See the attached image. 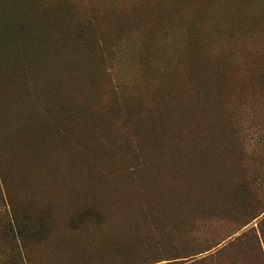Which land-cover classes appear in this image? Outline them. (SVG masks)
<instances>
[{
	"label": "rangeland",
	"instance_id": "374dc122",
	"mask_svg": "<svg viewBox=\"0 0 264 264\" xmlns=\"http://www.w3.org/2000/svg\"><path fill=\"white\" fill-rule=\"evenodd\" d=\"M13 1L21 6L13 7L12 10L16 8L26 20L31 21L33 11L29 5H23L25 3L23 1ZM28 2L32 6L34 4V16L38 20V27L35 28L34 25L33 32L30 30L28 32V41L34 43L32 38L36 34L34 36L32 34L37 30L44 31L41 44L45 48L56 50L53 53L54 58L48 56V61H44L45 65L50 63V70L43 74L41 86L40 81L34 83L33 98L41 102L39 93L41 90L45 102L53 98V101H58V110L62 111L65 108L69 111L67 121L61 114L57 117L56 130L61 135L60 138H64L66 130L71 133L70 138L73 141L83 139L84 135L90 140H94L96 134V138H99L103 131L100 128L102 125L93 124L87 115L95 118L104 117L105 121L107 119L108 130L114 136L115 144L122 150L117 158L105 161L99 166L103 176L107 178L136 175L146 165L155 161V158L149 157L143 148L137 125L141 126V123L150 121L151 115L162 103L164 98L162 93L168 88L170 72L181 60L189 25L193 27L195 36L189 43L187 54L193 60L196 70L194 73L187 71V79H182L178 70L171 72L173 104L168 110V118L163 120L162 125L160 124L161 134L154 142L156 146H163L169 151L183 150L173 157V162L157 168L155 174L149 176L146 181L96 187L109 188L113 191L129 190L133 187L146 189L144 185H147L149 188L156 186L161 190L169 189L174 194L184 191L189 195V199H193L196 192L202 188L201 177L209 172V169L205 171L203 166L206 169L210 166L214 152L206 150L204 164L201 162V168L195 170L193 166V162L196 161L195 152L191 151L189 146L200 141L213 144L219 135V123L224 112L220 104H215L217 93L221 91V78L201 50V36L196 35L199 28L205 53L221 69L226 90L223 98L227 114L223 119V129L217 140L216 152L219 157L225 152V157L229 156L232 165L237 168L238 180L233 190L237 188V183H240L239 189L243 191L245 188L246 191L242 193L243 198H238L239 190L238 188L235 190V199L230 208L222 206L228 203L223 202V198L216 199L214 194L204 198L199 207L189 211L190 215L184 219L185 224L181 223L183 231L180 229L173 231L174 237L178 238L176 249L174 245L165 250L166 252L176 250V254L181 256L184 253L181 250L190 253L212 248L198 255L208 256L246 231L254 229L256 234L254 243L235 254V259L227 261L226 264H264V0H182V3L179 0H28ZM6 10L9 9L4 7L2 11L5 16L12 11ZM63 16L71 19L75 30L79 31L81 28L86 33L85 43L90 46L87 47V52L83 51L86 46L74 43L68 56L60 55L61 49L58 46L61 45L63 38L64 26L61 24ZM206 17H209L208 20L203 22ZM7 20L13 22L11 19ZM1 25L2 30H5V25L3 23ZM2 30L0 54L2 48L9 49L12 54L0 59V100L9 91V87L12 93L23 87L20 79L11 72L10 62L12 56L18 58L26 53L23 48L21 49L22 45L19 42H16L18 45L13 43L11 47L7 45L15 30L12 33ZM18 46L20 47L17 48ZM87 53L90 54L89 58L81 60L88 55ZM81 62L86 68L91 69L92 66L91 73L95 76L94 84L92 88H88V95L84 101L79 97L78 85L80 77H83L78 73L82 68ZM50 72H54V78L51 74L48 76ZM160 86L165 87L161 93ZM14 96L12 94V98ZM38 109V121L55 129V118L47 114V111L46 113L42 111L41 107ZM1 116L0 114V264H21L16 260L14 245L9 239L10 230L13 224L14 226L16 224L13 221L16 216L20 220L28 218L29 215L35 217L36 209L30 200L31 186L20 184L23 176L18 175L19 171L29 177L33 175L32 173L36 176L38 172L42 176V181L63 176L60 178L62 179L66 174L76 173L74 170L80 165L77 162L80 155L72 147L73 143L61 139L44 140L41 146L43 153L38 161H35L31 158L33 149L25 147V151L18 143L15 144L12 134L3 135ZM65 121L69 122L68 127L64 125ZM30 123L28 111H25L23 117L17 116L13 120V125L19 126L17 130L20 138L27 143L32 137ZM9 127L11 133L15 131L13 126ZM102 154L110 156L113 152L105 149ZM59 159L61 161H58ZM50 161L54 163V167L57 163L58 168L54 170ZM32 164H37L35 167L39 164L43 167L37 169V172H32L34 170ZM199 172L201 174H198ZM138 191L140 190H136ZM116 201L121 204L124 199ZM128 202L132 212L136 213L142 202L158 205L161 201L152 195L137 193ZM111 203L106 205H114L113 201ZM247 222H250L249 225L243 227ZM20 224L23 227V221H19ZM21 227L19 229H22ZM36 249L35 246V252ZM141 250L143 249L139 246L137 251ZM31 252H34L33 244ZM192 258L176 261L183 262ZM162 264H168V261Z\"/></svg>",
	"mask_w": 264,
	"mask_h": 264
},
{
	"label": "trees",
	"instance_id": "16d2710c",
	"mask_svg": "<svg viewBox=\"0 0 264 264\" xmlns=\"http://www.w3.org/2000/svg\"><path fill=\"white\" fill-rule=\"evenodd\" d=\"M19 1L25 2L23 5H29L34 16V4L32 6L28 0ZM179 1L182 3V0ZM0 2H3L0 4V22L5 25V28L6 26L9 27L6 30L12 33L14 24L9 20H4L1 13L4 7L12 10L13 7H19L21 5H18L13 0H0ZM33 16L30 20L35 27H38V20ZM66 16L61 18V21H63L61 24L64 28L62 29V43L58 46L61 49L60 55L68 56L74 43L86 46L83 51L87 52V47L90 48V46L88 43H85L86 33L81 28H79V31L75 30L72 27L73 23L71 19H68ZM209 17L204 18L203 22L207 21ZM191 26L190 24L188 28L181 60L176 68L173 69L181 73L182 79L188 78L186 75L187 71L194 73L196 70L193 60L187 54L189 43L192 37L195 36L193 34V27ZM197 34L201 36V50L203 54L214 65L220 75L221 91L217 93L215 104H220L223 107L224 114L219 123V135L213 144L200 141L189 146V149L195 152L196 161L193 162L195 170L200 169L203 165L206 150L211 153L214 152L211 156L212 161L210 162V166L207 169L203 166L204 170L209 169V172L208 175L203 177L202 188L196 192V196L193 199H189V195L184 191H180L179 194H174L169 189L162 188L161 190L156 186L149 188L147 185H144L146 189L133 187L124 191L96 188L105 184L133 183L139 180L146 181L149 179V176L155 174L157 168L169 164L175 155L182 152L183 149L173 152V150L169 151L163 146H156L154 144L160 134L159 128H161V123L168 118V110L173 104L172 97L174 92L172 93L173 84L171 77L173 70L170 72L168 88L162 93L164 98L159 108L151 115L150 121L141 123V126L137 125L142 146L148 152L149 157L155 158V161L146 165L136 175L107 178L103 176L99 166L105 163V161L109 162L117 158L122 151L115 144V138L108 130L107 119L105 121L104 117L95 118L90 114L87 115L93 124L102 125L100 128L103 131H101L99 138H96V134L95 138H93L94 140H90L85 138L84 135L83 139L73 141L70 138L72 137L71 133H68L67 130L64 132V138H60L61 135L56 130L57 117L61 114L67 121L69 120L67 118L69 111L65 108L62 111L58 110V101H53V98H49V102H45V97L41 90L39 91L41 102L39 100L35 101L33 98L34 83L40 81L39 84L41 86L43 74L46 73L45 71L50 70L49 66L41 63L45 60L48 61V56H39L37 52V59H35L37 64L34 63L35 60L30 58L27 53H24L18 58L12 56V62H10L11 72L20 79L23 87L18 88L20 90L16 93H12L11 87H9V91L0 100L3 135L6 133L12 134L15 144L18 143L19 147L33 149L31 158L35 161H38L43 153L41 146L44 140L61 139L67 143H73L72 147L80 155V158L77 160L80 165L74 170L76 173L69 172L70 174L64 175L62 179L60 178L63 176L59 178L52 177V180L49 181H42V176L38 172L36 176L33 173L29 177L24 175L22 171H19L20 174L18 175L23 176L20 184L31 186L30 200L34 203L36 216L29 215L24 220H20L16 216L15 220H13L16 224L15 226L13 224L11 227L9 239L13 242L17 261L21 264H162L164 261H168V264H226L227 261L235 259V254L247 249V247L254 243L256 234L253 229L252 231H246L231 243L208 256L202 257L198 255H202L212 248L198 252L192 251L190 253H187V250H181L184 252L181 256L176 254V250H174L175 252H166L165 250L174 245L176 249L178 238L174 237L173 231L175 232L179 229L183 231L181 223L185 224L184 219L190 215L189 211L199 207L200 203L204 201V198L214 194L216 199L223 198V202L228 203V205L222 206L230 208L233 205L232 201L235 199V190L237 188L239 190L237 194L238 198H243L242 193L246 191L245 188H243V191L239 189L240 185L238 184L240 183H237V188L233 190L235 182L238 180L237 168L235 165H232L233 162L229 159V156L225 157V152H222L220 157L216 152L217 140L221 136L223 129V119L227 114L223 98L224 91L226 90L222 80L221 69L205 53L204 41L199 28L196 31ZM43 36L44 31L37 30L34 43L36 44V42L41 41ZM7 43L8 46H12L13 43L16 44L12 39L8 40ZM10 55L11 53L9 51L2 50L0 59L7 58ZM89 55L81 60L89 58ZM81 63L80 67L82 66V68L78 70V73L83 77H80L78 85L79 97L84 101L88 95V88H92V84H94L95 76L91 73L92 66L91 69L89 67L86 68L84 66L85 64ZM49 74L53 77L54 72L48 73V76ZM15 86L17 87L18 85L16 84ZM164 88L160 86L159 93ZM12 94L15 95L13 98ZM39 107H41L42 111L45 113L47 111V114H51L55 118V129L42 121H38ZM25 111L29 112L32 127V137L28 140L29 144L20 138L17 130L19 126L13 125V120L17 116L23 117ZM66 121L64 125L68 127L69 122ZM9 126H13L15 131L11 133ZM81 131L82 128L80 127ZM95 139L96 143H94ZM3 142L6 145L4 138ZM202 144H204L203 147ZM105 149L111 150L113 154L110 156L103 155L102 151ZM197 150H199V153H197ZM201 162L202 165H200ZM136 190H142L143 192H136ZM137 193L140 195H152L153 198L161 202L158 205L142 202L139 204L138 212L133 213L128 201L132 197L134 198ZM121 199H124V202L116 205L115 201ZM112 201L114 205H106ZM119 205L121 206L120 208H118ZM109 207L111 211H109ZM125 207L127 210H125ZM122 209L126 213L129 212V214L125 216L126 213ZM19 221H23V227H21L22 223L19 225ZM249 223L247 222L243 227L249 225ZM19 227L22 229H19ZM32 244L33 253L31 252ZM127 245L129 246V250H127ZM35 246L37 247L36 252L34 250ZM139 246L143 249L140 252L137 251ZM258 246L260 248V244ZM194 256L198 257L194 258ZM190 257L193 258L183 262L176 261Z\"/></svg>",
	"mask_w": 264,
	"mask_h": 264
},
{
	"label": "bare ground",
	"instance_id": "6f19581e",
	"mask_svg": "<svg viewBox=\"0 0 264 264\" xmlns=\"http://www.w3.org/2000/svg\"><path fill=\"white\" fill-rule=\"evenodd\" d=\"M1 4H2V2H0ZM6 8V7H5ZM4 9V8H3ZM15 10H17L16 8L14 9V10H12L13 11V13H12V11H11V13L9 14V15H6V16H9L8 18H5L6 16L5 15H3L2 13V17H3V19L4 20H7V19H11L13 22V24H15L16 26L14 27V28H16V29H13V30H15L13 33H12V35H11V39L14 41V42H19V44H21L20 46H21V49L23 48L25 51H26V53L28 54V56L30 57V58H33L34 60L35 59H37V52H38V54H39V56H49V58H54L55 56L53 55V53H54V51L52 50V49H48V48H45L42 44H39L40 43V41H38V42H36V44L35 43H32L31 41H28V37H29V30L31 31V33L33 32L32 30V28H33V26H34V24L31 22V21H28V20H26V18L24 17V15H22L18 10L17 11H15ZM6 11H9V10H6ZM6 11H4V12H6ZM9 11V12H10ZM5 14V13H4ZM23 16V17H22ZM16 22V23H15ZM1 23L2 22H0V28H1ZM5 27V26H4ZM3 27V28H4ZM36 28V27H35ZM2 30V28L0 29V31ZM5 30H6V28H5ZM5 30L3 29L2 31H4L5 32ZM35 30V29H34ZM37 30V29H36ZM7 33H9V32H7ZM7 33H5V35H7ZM1 34H3V33H1ZM34 34H36V33H33L32 35L34 36ZM3 36H4V34H3ZM36 36V35H35ZM0 37H1V35H0ZM6 37H9L10 38V36H6ZM50 37V36H49ZM5 38V37H4ZM30 38H31V36H30ZM29 38V40H31ZM35 38V37H34ZM34 38H32L33 40H34ZM3 39V38H2ZM26 39V40H25ZM1 40V39H0ZM17 40V41H16ZM24 40H25V42H24ZM4 41V40H3ZM35 41V40H34ZM42 41V40H41ZM2 42V41H1ZM1 42H0V44H1ZM5 42V41H4ZM7 42V41H6ZM24 42V43H23ZM16 43V44H17ZM42 43V42H41ZM6 44V43H5ZM39 44V45H38ZM43 44H45V42H43ZM18 45V44H17ZM14 46H16V45H14ZM13 46V47H14ZM20 46H18L17 48H19ZM3 47V46H2ZM9 47H11V46H9ZM5 48V47H4ZM7 48H8V46H7ZM12 49V48H11ZM2 50H3V48H2ZM4 50H6V49H4ZM9 50V49H8ZM7 50V51H8ZM13 50V49H12ZM14 50H15V48H14ZM24 50H23V52H24ZM18 51H20V49L18 50ZM15 52H16V50H15ZM12 54V53H11ZM19 54V53H18ZM20 54H21V52H20ZM20 56V55H19ZM54 56V57H53ZM35 64H37L36 63V60H35V62H34ZM47 63V62H46ZM44 65H45V62H44ZM47 66H49L50 67V63H48V65ZM64 67V66H63ZM199 67V66H198ZM202 71V70H201ZM74 72V71H73ZM67 74V73H66ZM68 75V74H67ZM55 77V76H54ZM53 77V78H54ZM77 79V78H76ZM57 80V79H56ZM55 80V81H56ZM66 83V82H65ZM76 83V82H75ZM77 84V83H76ZM189 90V89H188ZM181 109V108H180ZM185 113V112H184ZM178 122V121H177ZM178 124H179V122H178ZM174 126H175V124H174ZM178 127H179V125H178ZM184 127V126H183ZM173 128V127H172ZM187 128V127H186ZM174 129V128H173ZM165 130V129H164ZM174 131V130H173ZM165 132V131H164ZM163 132V133H164ZM175 132V131H174ZM171 133H172V131H171ZM161 134V133H160ZM167 135H168V133H167ZM181 136V135H180ZM183 138V137H182ZM161 139V138H160ZM178 141V140H177ZM174 142V141H173ZM160 143V142H159ZM187 143V142H186ZM162 145H164V144H162ZM188 145V144H187ZM173 150V149H172ZM178 157V156H177ZM188 158H190V157H188ZM206 158V157H205ZM44 161V160H43ZM53 161V160H52ZM58 161H61L60 159L58 160ZM32 162V161H31ZM30 162V163H31ZM41 161H39V163H40ZM54 162V161H53ZM52 162V163H53ZM34 163H35V161H34ZM51 163V161H50V164H51V167H52V165H53V167H54V163L52 164ZM181 164H182V162H181ZM204 164V163H203ZM33 166H34V170L32 171V172H37V169H41V166L42 165H40V166H37V167H35V165H37V164H32ZM31 165V166H32ZM44 165V164H43ZM27 166H29V165H27ZM47 166H50V165H46V167ZM55 166L57 167V163L55 164ZM58 166H59V164H58ZM191 166V165H190ZM26 167V166H25ZM43 167V166H42ZM52 167V168H53ZM56 167H54V170H55V168ZM59 167H61V166H59ZM183 167V166H182ZM185 167V166H184ZM187 167V166H186ZM185 167V168H186ZM29 168V167H28ZM58 168V167H57ZM62 168V167H61ZM60 168V169H61ZM173 168V167H172ZM179 168V167H178ZM208 168V167H207ZM27 169V168H26ZM44 169H46V168H44ZM180 169V168H179ZM25 170V169H24ZM53 170V169H52ZM53 170V171H54ZM59 169H57V171H58ZM185 170V169H184ZM43 171V170H42ZM47 170H45V172H46ZM51 171V170H50ZM64 171H66V170H64ZM28 172H29V170H28ZM45 172L43 173L44 175H45ZM59 172V171H58ZM172 172V171H171ZM47 173H48V176H49V168H48V171H47ZM52 173V172H51ZM50 173V174H51ZM63 173V172H62ZM203 173V172H202ZM30 174H31V172H30ZM33 174V173H32ZM57 174V173H56ZM198 174H201V172H199ZM205 174V173H204ZM52 175V174H51ZM55 175V174H54ZM206 175H208V174H206ZM203 176H205V175H203ZM201 178H203V177H201ZM201 178H198V179H201ZM192 180V179H191ZM194 180H196V179H194ZM196 182V181H195ZM203 183V182H202ZM172 185V184H171ZM170 185V186H171ZM187 185V184H186ZM193 185V184H192ZM197 184H195V186H196ZM152 187V186H151ZM155 187V186H154ZM179 187V186H178ZM194 187V186H193ZM171 188V187H170ZM197 189V188H196ZM191 190V189H190ZM195 190V189H194ZM156 191H157V189H156ZM159 192V191H158ZM162 192V191H161ZM190 192V191H189ZM191 192H193V191H191ZM196 192V191H195ZM177 193V192H176ZM117 202V201H116ZM111 204H113V203H111ZM117 204H118V202H117ZM116 204V205H117ZM120 204V203H119ZM122 204V203H121ZM124 206V205H123ZM125 206H126V204H125ZM111 207V206H110ZM109 207V208H110ZM115 207V206H114ZM121 206L119 205V207L118 208H120ZM108 208V209H109ZM113 208V207H112ZM126 208V207H125ZM114 209V208H113ZM112 209V210H113ZM117 209V208H116ZM120 210V209H119ZM124 209H122V211H123ZM125 210H127V208L125 209ZM125 210H124V212H125ZM109 211H111V208H110V210ZM115 211H117V210H115ZM109 213V212H108ZM118 213H119V211H118ZM123 213V212H122ZM126 213V212H125ZM119 214H121V213H119ZM127 214H129V212H127L126 214H125V216H127ZM109 215H111V214H109ZM114 215V214H113ZM112 215V216H113ZM116 215V214H115ZM117 216H118V214H117ZM116 217V216H115ZM129 218V217H128ZM127 218V219H128ZM116 219V218H115ZM124 219V218H123Z\"/></svg>",
	"mask_w": 264,
	"mask_h": 264
}]
</instances>
